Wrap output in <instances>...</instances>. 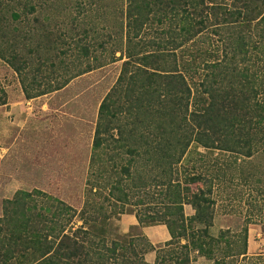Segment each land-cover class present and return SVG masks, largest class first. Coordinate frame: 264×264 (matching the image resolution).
<instances>
[{"label":"trees","instance_id":"obj_1","mask_svg":"<svg viewBox=\"0 0 264 264\" xmlns=\"http://www.w3.org/2000/svg\"><path fill=\"white\" fill-rule=\"evenodd\" d=\"M126 3V60L115 84L98 106L91 146L103 171L111 165L114 176L119 174L114 182L108 177L109 197L103 201L106 206L94 203L88 207L91 214L81 210L79 218L84 222L72 231L70 219L74 211L64 203L55 200L59 202L57 207H47L41 203L49 198L39 191L15 192L2 206L0 264H104L107 257L114 260L111 264H144L135 249H125L113 241L112 247L105 246L104 224L110 214L119 220L121 215L133 213L112 203L113 198L119 201L120 195L122 202H129L120 187L129 179L135 188L152 184L160 189L159 199L154 202L155 213L147 219L136 214L138 227L129 232L139 233L143 226L164 224L171 235L167 245L172 240H184L186 252L195 251L213 264H232V258L239 257L241 261L249 260L246 230L235 234L228 229L219 230L216 236L211 233L215 219L212 179L204 180L205 176L189 170L181 179L175 175L192 145L194 149L230 153L234 158L264 156V0ZM8 12V7L0 3L3 37H13L11 20L19 19L15 12H10L8 21ZM144 35L149 39L143 40ZM204 43L207 46L201 48ZM14 47L12 43L8 46L12 54L7 63L20 75L21 68L13 64L17 57ZM199 70L204 73L199 74ZM195 83L202 87L200 91H192L191 85ZM22 90L25 99L49 93L29 94L24 86ZM6 101L7 95L0 88V106ZM116 160L123 162L119 171ZM136 163L143 169L132 173L130 169ZM225 175L223 172L222 176ZM228 176L229 183L232 177L245 181L241 173ZM193 186L197 188L193 190ZM184 205L194 210L192 217L183 215ZM88 220L97 225L87 232L83 225ZM79 233L101 238L85 243L83 238H77ZM128 234L116 236L126 238L127 245L132 246L133 238ZM140 241L149 247L142 237ZM116 248L121 251L114 255ZM133 257L137 260L132 261ZM174 257H162L156 264L188 263V257Z\"/></svg>","mask_w":264,"mask_h":264},{"label":"rangeland","instance_id":"obj_2","mask_svg":"<svg viewBox=\"0 0 264 264\" xmlns=\"http://www.w3.org/2000/svg\"><path fill=\"white\" fill-rule=\"evenodd\" d=\"M126 2L0 0L10 12L19 16L17 21L11 20L10 23V29H14L11 36L17 39L0 35V88L7 95L6 104L0 106V216L3 202L12 199L17 191L36 190L43 193L49 198L45 204L42 201L43 206L57 207L59 202L64 203L71 212L74 211L70 219L72 231L84 222L79 218L81 210L91 214L88 207L94 203L106 206L104 202L110 190L108 177L111 176L114 182L119 174L117 172L114 176L111 165L103 171L101 162L97 163L91 153V146L98 106L115 84L122 62L126 60L123 57ZM10 12L6 16L8 21ZM209 33L210 30L207 35ZM142 39L147 40L149 36L144 35ZM11 43L16 45L17 57L13 64L21 68L20 75L7 63L12 54L11 47L8 48ZM217 45L215 43L214 47ZM206 46L204 43L201 48ZM216 49L219 55L220 50ZM198 73L202 75L204 71L199 70ZM62 84L65 86L51 92ZM22 86L29 94L36 91L49 93L25 99ZM191 88L192 91L202 89L197 83ZM190 150L184 156L182 165L177 166L175 177L181 179L183 173L189 170L205 176L204 180L212 179L211 198L215 200V219L211 233L216 236L219 230L228 229L230 234L246 230V255L249 260L232 258V264H263L264 156L257 154L247 159L243 156L234 158L230 153L194 149L193 145ZM116 162L119 171L123 162ZM140 169L143 168L136 163L130 170L134 173V170ZM223 172L225 176H222ZM240 173L245 181L232 177V181L228 182V175L239 176ZM129 180L120 184L129 202H122L120 195L119 201L113 198L112 203L117 207L122 206L123 210H133L134 216L138 214V217L147 219L146 216L153 215L157 209L154 202L159 199L157 191L160 189L152 184L144 187L138 184L140 187L135 188ZM191 188L194 190L197 186ZM34 197L46 201L42 196V199ZM142 202L144 204L139 205ZM117 218L110 214L104 224L107 235L105 246L112 247L113 241L125 249H135L138 259L144 264H147L146 255L151 251L156 252L154 264L162 257L167 259L174 255V258H185L195 252H186L181 245L185 241L181 239L172 240L169 245L167 242L151 246L141 232L127 233L133 238V245L128 246L126 238L116 236L123 235L118 229ZM96 225L88 220L83 230L88 232L91 226ZM141 237L149 247L139 242ZM77 238H83L88 243L97 242L101 237L79 233ZM102 251L106 254L105 250ZM120 251V248H116L114 255ZM259 253L263 255L258 257ZM133 260L137 258L133 257ZM113 262L109 257L103 261L104 264ZM209 262L213 264V261ZM209 262L206 260L203 264Z\"/></svg>","mask_w":264,"mask_h":264},{"label":"crops","instance_id":"obj_3","mask_svg":"<svg viewBox=\"0 0 264 264\" xmlns=\"http://www.w3.org/2000/svg\"><path fill=\"white\" fill-rule=\"evenodd\" d=\"M188 208V210H187ZM183 215L185 217H192L194 215V210L190 205L183 206ZM118 229L120 233L127 234L130 230L138 227V222L136 217L133 214H123L120 216L119 220H117ZM139 231L146 237V240L150 243L151 246H158L159 243H167L171 241V235L163 224H156L152 226H146L139 228ZM183 241V240H182ZM184 242V241H183ZM184 245V244H181ZM192 255V256H191ZM192 257V258H190ZM194 257V261H193ZM145 259V258H144ZM156 261V252L151 251L146 255V263L154 264ZM206 259L202 256H198L197 252H193L188 255V263L187 264H203ZM208 261V260H207ZM209 262V261H208ZM170 264H178L175 261L170 262ZM209 264H212L209 262Z\"/></svg>","mask_w":264,"mask_h":264}]
</instances>
